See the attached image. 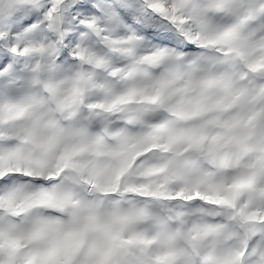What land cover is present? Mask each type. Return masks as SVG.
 <instances>
[{"label":"snow or ice","instance_id":"snow-or-ice-1","mask_svg":"<svg viewBox=\"0 0 264 264\" xmlns=\"http://www.w3.org/2000/svg\"><path fill=\"white\" fill-rule=\"evenodd\" d=\"M0 264H264V0H0Z\"/></svg>","mask_w":264,"mask_h":264}]
</instances>
